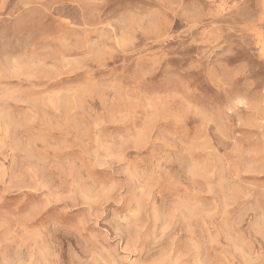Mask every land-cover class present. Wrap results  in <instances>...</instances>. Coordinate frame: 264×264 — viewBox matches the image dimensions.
I'll return each mask as SVG.
<instances>
[{
    "label": "rangeland",
    "instance_id": "374dc122",
    "mask_svg": "<svg viewBox=\"0 0 264 264\" xmlns=\"http://www.w3.org/2000/svg\"><path fill=\"white\" fill-rule=\"evenodd\" d=\"M0 264H264V0H0Z\"/></svg>",
    "mask_w": 264,
    "mask_h": 264
}]
</instances>
